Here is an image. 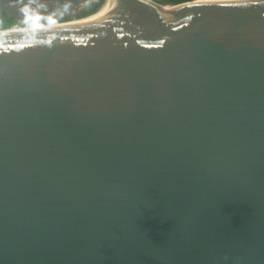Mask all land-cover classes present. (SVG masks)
<instances>
[{"label": "water", "instance_id": "95a60500", "mask_svg": "<svg viewBox=\"0 0 264 264\" xmlns=\"http://www.w3.org/2000/svg\"><path fill=\"white\" fill-rule=\"evenodd\" d=\"M92 1L0 0V264H264V0Z\"/></svg>", "mask_w": 264, "mask_h": 264}, {"label": "trees", "instance_id": "16d2710c", "mask_svg": "<svg viewBox=\"0 0 264 264\" xmlns=\"http://www.w3.org/2000/svg\"><path fill=\"white\" fill-rule=\"evenodd\" d=\"M103 1L104 0H95L92 2H86L84 4L86 6V9L83 11V14H88L90 12L96 11L103 4ZM160 1L163 3H178L186 0H160ZM71 17H74V15H72ZM23 25L26 24L15 22L14 18L6 15L3 11L0 10V29L15 27V26H23Z\"/></svg>", "mask_w": 264, "mask_h": 264}, {"label": "bare ground", "instance_id": "6f19581e", "mask_svg": "<svg viewBox=\"0 0 264 264\" xmlns=\"http://www.w3.org/2000/svg\"><path fill=\"white\" fill-rule=\"evenodd\" d=\"M113 1L114 0H105L104 4L101 6V8L98 11V13L104 11L105 9H107L112 4Z\"/></svg>", "mask_w": 264, "mask_h": 264}, {"label": "rangeland", "instance_id": "374dc122", "mask_svg": "<svg viewBox=\"0 0 264 264\" xmlns=\"http://www.w3.org/2000/svg\"><path fill=\"white\" fill-rule=\"evenodd\" d=\"M104 1H105V0H104ZM104 1H103V3H104ZM102 5H103V4H102ZM102 5H101V6H102ZM101 6H100V7H101ZM79 7H80V8H83V9H86V6H85V5H81V6H79Z\"/></svg>", "mask_w": 264, "mask_h": 264}]
</instances>
